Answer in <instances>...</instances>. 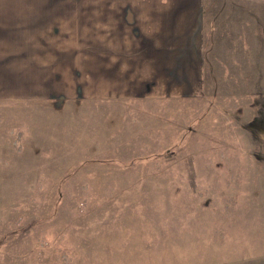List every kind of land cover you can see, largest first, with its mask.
Returning <instances> with one entry per match:
<instances>
[{
    "label": "rangeland",
    "instance_id": "1",
    "mask_svg": "<svg viewBox=\"0 0 264 264\" xmlns=\"http://www.w3.org/2000/svg\"><path fill=\"white\" fill-rule=\"evenodd\" d=\"M248 38L220 48L199 99L0 101V264H264V76L236 52Z\"/></svg>",
    "mask_w": 264,
    "mask_h": 264
},
{
    "label": "crops",
    "instance_id": "2",
    "mask_svg": "<svg viewBox=\"0 0 264 264\" xmlns=\"http://www.w3.org/2000/svg\"><path fill=\"white\" fill-rule=\"evenodd\" d=\"M254 3L262 8L259 12L246 9ZM220 4L214 8L206 6V0H0V101L199 99L207 83L218 84L219 65L213 58L223 61L232 50L230 37L240 34L249 38L237 39L236 52L241 49L244 60L257 64L253 67L259 70L261 84V0ZM224 45L222 58L218 55ZM212 47L217 57L208 55ZM226 61V75L231 77L235 61L229 55ZM233 66L242 67L243 77L250 73L244 61Z\"/></svg>",
    "mask_w": 264,
    "mask_h": 264
}]
</instances>
